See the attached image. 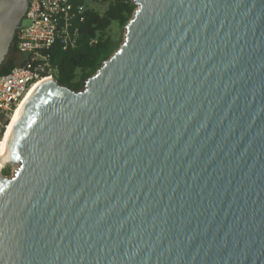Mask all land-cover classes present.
Here are the masks:
<instances>
[{
	"label": "water",
	"instance_id": "95a60500",
	"mask_svg": "<svg viewBox=\"0 0 264 264\" xmlns=\"http://www.w3.org/2000/svg\"><path fill=\"white\" fill-rule=\"evenodd\" d=\"M81 89L42 81L0 170V264H264V0H133ZM28 0H0V67Z\"/></svg>",
	"mask_w": 264,
	"mask_h": 264
},
{
	"label": "built area",
	"instance_id": "2783aa9c",
	"mask_svg": "<svg viewBox=\"0 0 264 264\" xmlns=\"http://www.w3.org/2000/svg\"><path fill=\"white\" fill-rule=\"evenodd\" d=\"M93 1L104 0H28L14 38L20 61L0 74V116L11 118L34 85L55 77L57 66L49 52L56 44L65 50L78 43L79 23L85 21L87 10L94 8Z\"/></svg>",
	"mask_w": 264,
	"mask_h": 264
},
{
	"label": "trees",
	"instance_id": "16d2710c",
	"mask_svg": "<svg viewBox=\"0 0 264 264\" xmlns=\"http://www.w3.org/2000/svg\"><path fill=\"white\" fill-rule=\"evenodd\" d=\"M104 1L107 2L104 11L95 8L87 10L85 21L79 23L80 37L74 47L64 50L56 44L49 52L52 62L57 66L55 78L59 83L81 89L86 80L122 43L123 40L117 42L108 35L107 30L113 21H117L121 27L126 26L137 5L133 0ZM93 39H97V42H92ZM10 50L18 55L14 40ZM17 64L16 58L8 57L0 67V74L9 72ZM0 122L4 128L8 119L3 123L4 118L0 116Z\"/></svg>",
	"mask_w": 264,
	"mask_h": 264
},
{
	"label": "rangeland",
	"instance_id": "374dc122",
	"mask_svg": "<svg viewBox=\"0 0 264 264\" xmlns=\"http://www.w3.org/2000/svg\"><path fill=\"white\" fill-rule=\"evenodd\" d=\"M91 5H92V7L96 8L98 10H101V11H104L107 8V2H104V1H102V2L93 1V2H91ZM125 32H126V26L121 27L117 21H113V23L111 24V26L107 30V34L110 35L117 42L122 41L124 39ZM15 56L16 55H14V53L12 51H9L6 58L14 57V58H16V62H19L20 61L19 56L18 55L16 57ZM6 120L7 119L5 118L3 123H5ZM11 120H12V117L8 119V122L6 124H4V128H3V125H1L0 142H1L2 138L4 137L5 132L7 130V126H8V124H10ZM16 168H17V165H15V164H6V166H4L1 169V171L3 174L11 176L15 172ZM7 172H9V173H7Z\"/></svg>",
	"mask_w": 264,
	"mask_h": 264
},
{
	"label": "bare ground",
	"instance_id": "6f19581e",
	"mask_svg": "<svg viewBox=\"0 0 264 264\" xmlns=\"http://www.w3.org/2000/svg\"><path fill=\"white\" fill-rule=\"evenodd\" d=\"M43 80H41L40 82H38L36 85H34V87L29 91V93L26 95V97L23 99V101L20 103V105L18 106V108L16 109V111L13 113L12 115V120L10 122V124H8L7 126V130L5 132L4 137L2 138L1 142H0V170L6 166L7 164V160L5 157V146H6V142L8 139V136L14 126L15 120L18 117L20 111L22 110L23 106L25 105L26 101L29 99L31 93L34 91V89L40 84L42 83Z\"/></svg>",
	"mask_w": 264,
	"mask_h": 264
},
{
	"label": "flooded vegetation",
	"instance_id": "af4514ba",
	"mask_svg": "<svg viewBox=\"0 0 264 264\" xmlns=\"http://www.w3.org/2000/svg\"><path fill=\"white\" fill-rule=\"evenodd\" d=\"M10 51H11V50H10ZM6 59H7V58H6ZM6 59H5V61H6ZM5 61H4V62H5ZM54 78H55V77H54ZM55 79H56V78H55Z\"/></svg>",
	"mask_w": 264,
	"mask_h": 264
}]
</instances>
